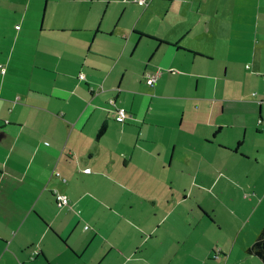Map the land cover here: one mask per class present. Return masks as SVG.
Segmentation results:
<instances>
[{"label":"crops","instance_id":"obj_1","mask_svg":"<svg viewBox=\"0 0 264 264\" xmlns=\"http://www.w3.org/2000/svg\"><path fill=\"white\" fill-rule=\"evenodd\" d=\"M22 1L0 5V264H231L232 248L120 243L210 223L215 207L191 188L217 199L213 153L237 152L244 137L226 131L255 105L264 134V0H94L81 19L66 14L93 0H46V24L39 1Z\"/></svg>","mask_w":264,"mask_h":264},{"label":"rangeland","instance_id":"obj_2","mask_svg":"<svg viewBox=\"0 0 264 264\" xmlns=\"http://www.w3.org/2000/svg\"><path fill=\"white\" fill-rule=\"evenodd\" d=\"M11 1H13L14 6H17V2L19 0ZM20 1V3L23 2L22 0ZM37 1H39L41 13H44L42 20L44 21L43 24H46L50 16L54 15L52 10L49 8V3L46 10V0ZM9 2L10 0H0V5H7ZM92 4H95L94 0L91 2H79L78 6L74 9V12L71 10V13L66 14L67 16H65H72L71 18H73V16H75L74 14H76L77 17L81 19L80 15L84 14L85 7L89 6L88 8H93ZM114 4L115 3L113 2L110 3V7L106 13L107 15H110L112 19H116L120 15V10H118L117 7H113ZM134 5L142 7L136 3H134ZM95 6L101 13L104 12H102L103 8H101L100 5L96 4ZM63 10L64 9H61V11L57 13L56 17L64 18L62 17ZM133 14V11L125 12L122 16V19L129 20ZM255 76L258 78H256V81L257 84H259V80L261 79L257 75ZM253 90L256 89L252 88V90L249 92L251 97H254L256 93ZM255 99H257V102L261 99L259 94L255 96ZM146 100V98H141L138 96L136 100L138 105L136 110L138 113H142L143 110H146ZM194 102L196 101L194 100ZM124 109L126 110V108ZM258 111V106L255 105L253 109L251 108L249 112L245 113L250 119V121L247 123V126H243L242 128L241 126H236L226 131V133L230 135H233L238 131L241 133V139L244 137V144L239 147L234 155H231L230 153H227L221 149H216L217 154L213 153V159L211 161L212 165L219 167V169L223 171V176L221 177L222 181L219 180L213 189L214 195H216L217 199L214 200L211 197H207L206 189H201L199 187L191 188L196 198L199 199L200 203H202L206 210L209 211L211 207H215L214 211H210V223H208L205 219L202 223L203 226L197 227V224H195L196 228L192 226V230L190 231L189 237L187 239L183 237L185 236L183 231H178L177 229H175V232L170 231L172 236L164 237L165 239L162 243L152 242V239H149L148 237L147 238L149 240L146 238L147 240L143 239V241H141L140 238L137 237L138 235L135 236V234L132 233L130 239L122 238L120 247L131 248L138 246V248H159V246H162L163 248L166 246L169 248H232L233 255L230 259L231 264H263L257 256L247 255L244 252L242 253L244 256L243 258L242 255H235L236 251L239 249L244 250V248L252 243L260 227L264 224V134L261 135L259 133L262 127L261 123H259V116H263V114H260ZM179 116L180 115L172 119H178ZM220 139L221 138L218 137L217 141ZM231 150L233 152L234 147H232ZM243 151L250 154L249 159H246L240 155L241 152L244 154ZM253 153H256L257 156H255ZM226 176H228V180L226 179ZM177 190L178 189L176 188L174 189L175 198H182V195H180ZM123 191V200L132 198L131 194H129L127 190L123 189ZM143 191L151 192L152 188L151 186H147L145 189L142 188L137 190V192L143 197H146V195L142 194ZM188 198L189 196L187 195V198L184 202V208L186 210L185 216L187 217L188 221H194L192 220V214L194 213L192 212V208L197 207L199 203L197 202L190 205V199ZM157 207L160 206L157 205ZM188 208H191V210L189 211ZM106 214L107 213L105 212V215ZM121 224L126 225L122 220ZM191 232L194 233L191 234ZM172 233L182 234V236H174ZM175 239H185L186 241L184 243L182 241L178 243L173 241ZM214 256L218 257L217 251Z\"/></svg>","mask_w":264,"mask_h":264},{"label":"trees","instance_id":"obj_3","mask_svg":"<svg viewBox=\"0 0 264 264\" xmlns=\"http://www.w3.org/2000/svg\"><path fill=\"white\" fill-rule=\"evenodd\" d=\"M115 118H116V113H115ZM105 127L106 124L102 123L98 129V134L102 133ZM245 252L257 256L260 259V261L264 264V224L260 227L252 243L245 248Z\"/></svg>","mask_w":264,"mask_h":264},{"label":"built area","instance_id":"obj_4","mask_svg":"<svg viewBox=\"0 0 264 264\" xmlns=\"http://www.w3.org/2000/svg\"><path fill=\"white\" fill-rule=\"evenodd\" d=\"M134 1L139 4H145L147 2V0H134ZM260 75H261V78L264 80V72L261 73ZM147 79L149 82L153 83V81H155V76L150 75L147 77ZM115 113H116V118L120 120H123L127 114L126 110L123 107H116ZM54 194H55L57 204H67L68 203V200L65 195L60 194L58 192H54Z\"/></svg>","mask_w":264,"mask_h":264}]
</instances>
